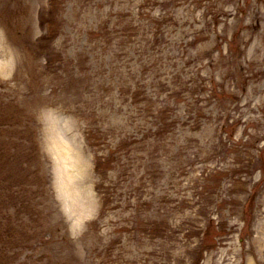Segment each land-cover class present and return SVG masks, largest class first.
Instances as JSON below:
<instances>
[{
  "label": "rangeland",
  "instance_id": "obj_1",
  "mask_svg": "<svg viewBox=\"0 0 264 264\" xmlns=\"http://www.w3.org/2000/svg\"><path fill=\"white\" fill-rule=\"evenodd\" d=\"M12 134L0 264H264V0H0Z\"/></svg>",
  "mask_w": 264,
  "mask_h": 264
}]
</instances>
